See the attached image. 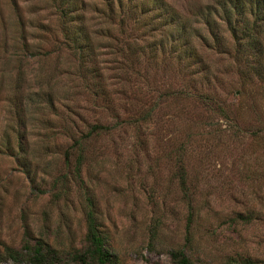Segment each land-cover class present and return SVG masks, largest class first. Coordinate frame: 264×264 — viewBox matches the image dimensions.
Returning a JSON list of instances; mask_svg holds the SVG:
<instances>
[{
	"label": "rangeland",
	"instance_id": "rangeland-1",
	"mask_svg": "<svg viewBox=\"0 0 264 264\" xmlns=\"http://www.w3.org/2000/svg\"><path fill=\"white\" fill-rule=\"evenodd\" d=\"M57 1L0 0V148L22 132L28 163L0 151V240L80 247L89 195L120 264H176L178 247L193 264H264V33L261 52L238 51L213 15L217 48L196 10L218 0H164L194 28L193 63L153 55L157 30L105 0L68 1L69 17Z\"/></svg>",
	"mask_w": 264,
	"mask_h": 264
},
{
	"label": "trees",
	"instance_id": "trees-1",
	"mask_svg": "<svg viewBox=\"0 0 264 264\" xmlns=\"http://www.w3.org/2000/svg\"><path fill=\"white\" fill-rule=\"evenodd\" d=\"M68 1L71 0L57 1L58 8L66 17L71 16L75 10L74 3ZM104 5L110 11L119 12L122 15L120 22L125 21V16L136 15L134 17L135 23L146 19L143 25L157 30L160 37H157L156 41L151 43L150 52L153 55L162 50L174 53V56L179 60L188 59L192 60L193 63L198 61L193 59L195 58L194 54L197 55V52H194L196 48L190 40L194 28L190 26L189 20L177 18L178 15L172 5L164 0H105ZM102 11L105 12V9L102 8ZM196 15L207 25L217 48H221L223 40L220 30H218V23H216L213 15L219 16L226 24L236 40L238 51L243 50V48L259 52L263 50V42L259 40L258 36L264 33V0H218L216 4H206L203 7H198ZM81 16L82 13L78 12V15H76L77 20ZM150 16H152L151 20ZM68 25L70 26L66 29V37L72 40L80 50L85 48L86 44L90 48L89 34L84 25L73 23L71 19ZM81 33L83 36L80 35ZM197 35L204 41L207 40L201 33ZM139 49L144 52V49L140 47ZM81 53L83 52L81 51ZM103 128L106 127L95 123L91 125L88 133H98ZM18 135L19 137L22 136V132H19ZM19 137L17 139L18 147L14 149L9 136L6 135L2 144L4 148L1 147L0 151L15 154L16 159L27 166L28 163L24 155L27 149ZM74 144L79 147L82 144V138L75 137ZM79 160L81 162V159ZM76 170L79 171V165L76 166ZM87 199L89 202L85 210L86 229L80 247H70L68 249L55 247L43 237L31 238L26 233L22 243L18 246H12L0 240V261L11 260L13 264H54L62 260H69L75 264H120L118 254L111 247L109 236L106 230L101 227V222L94 211L93 199L89 195ZM170 254L176 264H193L183 247L171 249Z\"/></svg>",
	"mask_w": 264,
	"mask_h": 264
}]
</instances>
